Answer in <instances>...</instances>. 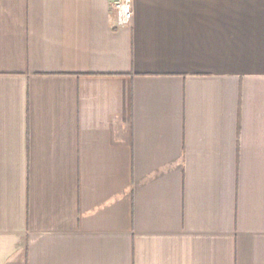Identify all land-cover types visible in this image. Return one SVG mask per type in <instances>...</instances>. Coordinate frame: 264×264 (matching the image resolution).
Here are the masks:
<instances>
[{"label":"crops","instance_id":"1","mask_svg":"<svg viewBox=\"0 0 264 264\" xmlns=\"http://www.w3.org/2000/svg\"><path fill=\"white\" fill-rule=\"evenodd\" d=\"M0 0V264H264V0Z\"/></svg>","mask_w":264,"mask_h":264},{"label":"built area","instance_id":"2","mask_svg":"<svg viewBox=\"0 0 264 264\" xmlns=\"http://www.w3.org/2000/svg\"><path fill=\"white\" fill-rule=\"evenodd\" d=\"M111 8L118 26L127 25L132 15V0H112Z\"/></svg>","mask_w":264,"mask_h":264}]
</instances>
